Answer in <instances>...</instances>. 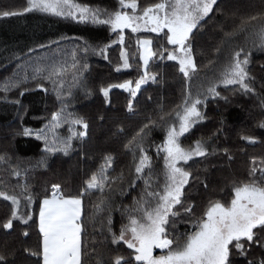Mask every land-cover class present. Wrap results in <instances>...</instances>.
Masks as SVG:
<instances>
[{"label": "trees", "instance_id": "trees-1", "mask_svg": "<svg viewBox=\"0 0 264 264\" xmlns=\"http://www.w3.org/2000/svg\"><path fill=\"white\" fill-rule=\"evenodd\" d=\"M77 1L92 5L101 0ZM117 1L102 0L104 11H99L101 19L119 10ZM157 2L159 0H137L138 11ZM26 7L28 0H0V11L21 13L0 17V26L35 17L31 12L24 11ZM127 11L131 12V9ZM260 14H264V0H218L210 17L194 30L191 39L194 62L204 67L196 66L195 73L186 78L179 71L176 61L155 58L149 68L150 73L156 76L155 82L149 79L135 98L122 89L112 88L107 102L101 88L125 80L135 81L143 74L137 39H153L155 49L167 45L163 36L133 34L125 29L123 48L131 67L117 72L116 68L122 64V45L113 43L118 36L107 25L98 26L91 21L80 22L81 25L71 23L69 19L53 17L51 21L41 17V23L27 30H18L11 25L0 31V43L14 45L4 46L0 52V156L7 158V162H0V190L19 196L27 186L33 196L32 219L27 224L15 220L9 230L3 229L2 225L11 216L12 206L10 201L0 197V255L6 258L7 264H36L38 259L41 264L42 257L25 252V249L40 250L39 201L52 195L53 184H59L66 196L78 195L85 182L99 170L106 156H110L113 162L109 169L110 178L117 179L111 191L105 188L102 194L99 190H91L81 197L82 260L83 264H112L116 256L129 258L132 250L122 242L112 244V234L118 235L122 225L127 223L123 210L133 206L134 199L142 194L144 183L138 180L135 189L129 188V182L135 178L134 157L125 144L150 120L155 122L156 126L147 130L144 146L149 150L153 166L161 172L160 162H155L156 158L162 159V156L157 157L156 146L161 144L164 129L171 123L167 120L168 114L175 116L177 107L183 104L189 91L194 92L195 95H192L195 97L216 83L230 56L243 48L250 53L249 75L254 81L250 84L255 91L245 93L239 87L221 84L217 88L220 95L215 98L210 96L206 106H200L205 118L182 137V144L189 147L196 141H205L209 154L188 162L190 177L185 185L183 207L177 206L179 215L175 218V228L170 225L168 230L176 235L184 233L190 227L189 221L199 217L209 201L230 202L233 185L249 178L254 160L257 166L264 160V128L259 127L264 122V52L251 51L242 42L245 38L253 43L252 33L261 26L260 20L253 22L247 32L238 30L243 19ZM226 34L233 35L227 38ZM107 45L112 46L106 51L108 59H104L97 52ZM85 46L89 49L87 53L83 50ZM38 62L66 66L64 92L72 93L68 98L67 111L88 124L87 135L73 141L67 156L63 153L44 156L43 141L36 140L34 135L24 136L21 132L26 127L33 131L44 128L52 113L62 107L57 92L53 90V81L32 79V67ZM85 64L87 69L83 67ZM26 73L29 77L26 84L8 87L5 91L9 82L22 80ZM130 99L133 101L131 111L128 110ZM161 114L167 122L160 120ZM77 130H80L78 126ZM57 132L66 137L68 126L65 124ZM241 136H253L257 142L249 143ZM14 171H19L20 175L17 177ZM102 201L105 206L98 211L97 206ZM24 202L21 197V203ZM189 205L194 206L191 216L184 213V208ZM109 217L112 220L111 231ZM261 255V249L253 245L247 259L233 249L232 260L233 264H248V260L254 259L258 264Z\"/></svg>", "mask_w": 264, "mask_h": 264}, {"label": "snow or ice", "instance_id": "snow-or-ice-1", "mask_svg": "<svg viewBox=\"0 0 264 264\" xmlns=\"http://www.w3.org/2000/svg\"><path fill=\"white\" fill-rule=\"evenodd\" d=\"M216 4L217 0H159L138 11L137 0H119V10L107 15L105 19L100 18L98 10L76 3L75 0H28V7L24 11L35 10L78 22L91 21L93 24L107 25L110 31L118 36V41L113 43L119 42L122 45V64L116 68L117 72L121 71V68L131 67L128 54L123 48L125 29L132 33L142 30L156 33L158 37L163 34L166 44L172 46L171 49L165 45L154 49L153 39H137L143 74L135 81L125 80L101 88L100 91L107 102L112 88L122 89L135 98L141 86L149 79L155 82V74L149 71L150 63L155 58L176 61L179 71L184 77L190 78L196 71L191 46L194 30L201 26L205 18L210 17ZM128 9H131V12L127 11ZM19 14L21 13L0 11V17L5 18ZM258 19L261 26L252 33L253 45L264 50V14L243 19L238 30L247 32ZM232 35L226 34V37L230 38ZM108 47L111 45L99 49L97 54L108 59ZM83 50L87 53L89 49L85 46ZM219 51L218 48L217 52ZM249 56L250 53L245 52L243 48L235 51L216 83L209 85L205 92L197 93L195 97L189 91L183 104L177 107L175 116L168 114L167 120L171 123L164 129L161 144L156 146L157 157L162 156L163 159L162 185L159 176L153 171L149 150L144 146L147 130L155 127V122L150 120L149 124L144 125L125 144V148L134 157L135 178L129 182V188L135 189L136 181L143 180L144 189L142 194L134 199L133 206L123 210L127 223L122 225L118 235L112 234V244L119 245L122 242L132 251L129 258L116 256L112 264H233V249L236 254L247 259L253 245H257L262 252L258 264H264V160L260 162V166H257L254 160L249 178L233 185L230 202L209 201L202 214L194 221H189L190 227L184 233L176 235L174 231L170 233L168 230L170 225L175 228V218L179 215L177 206L183 207L185 185L189 183L190 172L183 165H187L194 157H205L209 154L205 141L199 140L193 146L184 147L182 137L205 118L200 106H206L210 96L215 98L220 95L217 88L221 84L225 87L238 85L245 93L255 91L250 84L252 78L248 69ZM75 66L74 58L73 67ZM83 67L87 69L88 66L85 64ZM66 71V66L55 63L38 62L32 67V79L47 78L53 81V90L57 92V99L62 104L59 111L52 113L51 120L44 128L35 131L23 129L24 136L34 135L36 140L43 141V152L46 154L63 153L67 156L72 150L73 141L83 139L87 135L88 124L67 111L68 98L72 93L64 92L63 78ZM28 79L26 73L22 80L9 82L5 91L8 87L26 84ZM76 82L79 83L78 80ZM132 108L133 101L130 99L128 110L131 111ZM160 120L167 122L164 116L160 117ZM65 124L69 134L61 137L57 130ZM77 126L83 130H77ZM259 127L264 128V122H261ZM241 139L252 144L257 142L253 136H241ZM225 152L227 154V150ZM0 162H7V158L0 156ZM112 166V158L106 156L99 170L91 175L85 182V187L76 196L62 194L61 186L53 184L52 195L39 201L38 229L42 238L40 250L25 249V252L30 256L42 257V264H83L81 197L91 190H99L102 194L105 188L111 191L112 184L117 179L110 178L109 169ZM13 174L17 177L20 175L19 171H14ZM204 187L207 188L206 183ZM0 197L10 201L12 206L11 216L3 223V229H12L15 220L27 224L32 219L31 211L25 215L19 212L21 197L31 209L33 196L27 186L19 196L0 191ZM104 206L105 202L102 201L97 206L98 211ZM193 209L194 206L189 205L184 208V213L191 216ZM108 225L111 231V217ZM24 235L27 236L28 233L25 232ZM154 249H160L161 254L154 255ZM0 264H7L3 255H0ZM36 264H40L39 259ZM248 264H257V261L248 260Z\"/></svg>", "mask_w": 264, "mask_h": 264}, {"label": "rangeland", "instance_id": "rangeland-1", "mask_svg": "<svg viewBox=\"0 0 264 264\" xmlns=\"http://www.w3.org/2000/svg\"><path fill=\"white\" fill-rule=\"evenodd\" d=\"M75 2L76 3H79V4H81V5H85V6H88V7H90V8H92V9H96V10H98V11H100V12H102V11H104V3H102V0L101 1H99V2H97V3H95V4H88V3H83V1H77V0H75ZM118 2V7L120 8V5H119V1H117ZM32 14H33V16H35V17H28L29 19L27 20V19H25V18H22L21 20H17L16 22H10V23H8V24H4V25H2V26H0V31H2L3 32V29L4 28H8V27H10L11 25H13L14 26V28L16 27V28H18V30L19 29H28V28H31V26H33V25H38L39 23H41V20H40V18L42 17V18H47V19H49V20H51L52 21V19H54L53 17H57V16H53V15H50V14H47V13H42V12H39V11H30ZM114 12V11H113ZM59 18H62V19H65V18H63V17H59ZM70 21H71V23H77V24H81L82 25V23H80V22H78V21H76V20H72L71 18H68ZM55 22V21H54ZM42 23H44V21H42ZM63 22H60L59 24H62ZM95 25H101V24H95ZM139 33H151V32H146V31H141V32H139ZM133 34H136V33H133ZM151 34H154V33H151ZM154 35H156V34H154ZM161 36H163V35H161ZM25 38V37H24ZM141 39H144V38H141ZM1 41V40H0ZM118 41V40H117ZM165 41H166V38H165ZM242 42L243 43H245L246 45H248V49L249 50H257V52H264V50H262V49H260L258 46H254L253 45V43H250L247 39H245V38H243V40H242ZM241 44L239 43V45L238 46H240ZM4 46H14V45H12V44H8V45H4V44H2V43H0V52H2L3 51V47ZM112 46V45H111ZM168 48H172V46L171 45H166ZM40 47H42V46H40ZM228 54V53H227ZM223 57H224V55H223ZM197 58H198V56H197ZM195 64H196V66H198V67H200V66H203V65H198V63L197 62H195ZM204 67V66H203ZM248 69H249V67H248ZM250 82H254L252 79H251V81ZM258 83H259V80L257 81ZM236 87H239L238 85H236ZM202 88V86L199 88V89H201ZM240 88V87H239ZM240 90L242 91V89L240 88ZM191 94H194V92L193 93H191ZM195 95V94H194ZM193 96V95H192ZM194 97V96H193ZM6 102H9V103H11L10 101H8V100H5ZM17 103V102H16ZM164 114H161V117L163 116ZM160 118V117H159ZM29 129V128H28ZM80 130H83V129H80ZM21 132L23 133V131L21 130ZM186 135V134H185ZM48 156V157H50V154H45L44 156ZM197 157H194L193 159H196ZM155 162H160V168H161V172L158 170V167H156V166H153V171H154V173L156 174V175H158L159 176V182H160V184L162 185L163 184V174H162V172H163V159H158V158H156V161ZM192 162V160L191 161H189V163H191ZM43 163H45V161H44V159H43ZM187 166L188 165H183V167H185V169L187 170ZM188 171V170H187ZM154 180H155V176H154ZM0 191H2V190H0ZM31 207H32V204H31ZM29 211H31V209H29V207H28V205H27V202H26V200H25V202L24 203H21L20 204V208H19V212H20V214L21 215H25L26 213H28ZM18 221H20V220H18ZM153 254L154 255H160L161 254V250L160 249H154L153 250Z\"/></svg>", "mask_w": 264, "mask_h": 264}, {"label": "crops", "instance_id": "crops-1", "mask_svg": "<svg viewBox=\"0 0 264 264\" xmlns=\"http://www.w3.org/2000/svg\"><path fill=\"white\" fill-rule=\"evenodd\" d=\"M218 1V0H217ZM206 19V18H205ZM154 34H156V33H154ZM157 35V34H156ZM160 35H163V34H160ZM252 51V50H251ZM26 128H29V127H26ZM29 129H31V128H29ZM81 218H82V208H81ZM37 223H39V212H38V215H37ZM41 240H42V238H41ZM40 245H41V241H40ZM41 264H42V262H41Z\"/></svg>", "mask_w": 264, "mask_h": 264}]
</instances>
